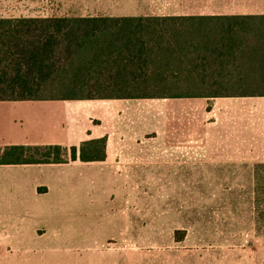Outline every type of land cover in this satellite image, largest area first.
<instances>
[{"label": "crops", "instance_id": "crops-1", "mask_svg": "<svg viewBox=\"0 0 264 264\" xmlns=\"http://www.w3.org/2000/svg\"><path fill=\"white\" fill-rule=\"evenodd\" d=\"M5 1L0 19L52 17L10 11ZM109 1L66 17H264V0ZM212 23L195 26L206 31ZM102 138L104 161L0 166V264H264V231L191 249L148 248L128 241L135 233H121L127 241L104 254L97 233L71 230L87 220L88 188L109 187L105 175L264 174V96L0 101V148L71 149ZM175 251L182 252L176 259Z\"/></svg>", "mask_w": 264, "mask_h": 264}, {"label": "trees", "instance_id": "trees-1", "mask_svg": "<svg viewBox=\"0 0 264 264\" xmlns=\"http://www.w3.org/2000/svg\"><path fill=\"white\" fill-rule=\"evenodd\" d=\"M251 19H0V101L264 96V40L248 33ZM106 146L107 138L71 149L10 146L0 148V166L99 162ZM255 176L260 211L264 174Z\"/></svg>", "mask_w": 264, "mask_h": 264}, {"label": "rangeland", "instance_id": "rangeland-1", "mask_svg": "<svg viewBox=\"0 0 264 264\" xmlns=\"http://www.w3.org/2000/svg\"><path fill=\"white\" fill-rule=\"evenodd\" d=\"M109 0H6L8 10L34 15L81 16L106 9ZM251 36L264 40V19L248 21ZM259 187H264V176ZM120 183L119 190H112ZM103 190L88 188L86 219L71 230L97 233L108 254L128 240L148 248L209 247L218 242H239L241 232L264 231V205L258 211L256 176L252 175H105ZM112 185V187H110ZM258 224L257 221H261ZM220 234V235H219ZM223 234V235H221ZM232 237V238H231ZM175 259L181 251L170 252ZM154 255L156 253H153ZM167 257V255L159 254ZM188 256V253H183ZM192 256V254H190Z\"/></svg>", "mask_w": 264, "mask_h": 264}]
</instances>
